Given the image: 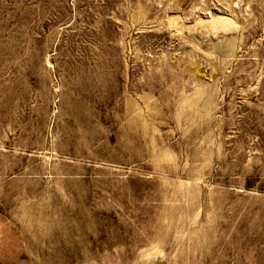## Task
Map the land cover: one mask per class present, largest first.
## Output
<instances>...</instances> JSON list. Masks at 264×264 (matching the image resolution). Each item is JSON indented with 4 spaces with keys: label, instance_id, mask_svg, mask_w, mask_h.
Returning a JSON list of instances; mask_svg holds the SVG:
<instances>
[{
    "label": "rangeland",
    "instance_id": "rangeland-1",
    "mask_svg": "<svg viewBox=\"0 0 264 264\" xmlns=\"http://www.w3.org/2000/svg\"><path fill=\"white\" fill-rule=\"evenodd\" d=\"M0 264H264V0H0Z\"/></svg>",
    "mask_w": 264,
    "mask_h": 264
}]
</instances>
